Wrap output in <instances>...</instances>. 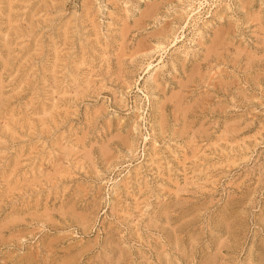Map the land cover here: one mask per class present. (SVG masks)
Segmentation results:
<instances>
[{
    "label": "rangeland",
    "instance_id": "1",
    "mask_svg": "<svg viewBox=\"0 0 264 264\" xmlns=\"http://www.w3.org/2000/svg\"><path fill=\"white\" fill-rule=\"evenodd\" d=\"M28 1H0V264H264V0Z\"/></svg>",
    "mask_w": 264,
    "mask_h": 264
},
{
    "label": "bare ground",
    "instance_id": "2",
    "mask_svg": "<svg viewBox=\"0 0 264 264\" xmlns=\"http://www.w3.org/2000/svg\"><path fill=\"white\" fill-rule=\"evenodd\" d=\"M0 1H1V0H0ZM2 1H3V0H2ZM5 1H6V0H5ZM17 1H19V0H17ZM20 1H21V0H20ZM27 1H28V0H27ZM53 1H54V0H53ZM24 2H26V1H24ZM30 2H31V1H30ZM30 2L28 1V4H30ZM37 2L39 3V0H38ZM3 3H4V2H3ZM13 3H14V2H13ZM15 3H17V2H15ZM22 3H23V1H22ZM31 3H32V2H31ZM45 3H46V2H45ZM45 3H44V4H45ZM244 3H245V2H244ZM0 4H1V3H0ZM18 4H20V3H18ZM34 4L37 5L36 3H34ZM44 4H42V7L44 6ZM52 4H53V3H52ZM62 4H63V3H62ZM2 5H3V4H1L0 6H2ZM12 5H13V4H12ZM12 5H11V7H10L11 9H13V8H12ZM20 5H21V4H20ZM32 5H33V4H32ZM39 5H40V4H39ZM47 5H48V4L46 3V4H45L46 9H47ZM49 5H50V4H49ZM49 5H48V6H49ZM59 5H60V4H59ZM59 5H57V7H58ZM83 5H84V3H83ZM3 6H4V5H3ZM3 6H2V7H3ZM21 6H22V5H21ZM26 6H27V5H26ZM26 6H25V7H26ZM28 6H29V5H28ZM28 6H27V7H28ZM37 6H38V5H37ZM54 6H55V5H54ZM63 6H64V5H63ZM147 6H148V5H147ZM5 7H6V6H5ZM16 7H17V6H16ZM16 7H15V8H16ZM19 7H20V6H19ZM39 7H40V6H39ZM61 7H62V6H61ZM82 7H83V6H82ZM29 8H31V6H30ZM40 8H41V7H40ZM147 8H148V7H147ZM1 9H3V8H1ZM5 9H6V8H5ZM23 9H24V8H23ZM46 9H44L45 12L47 11ZM49 9H50V8H49ZM57 9H58V8H57ZM59 9H60V8H59ZM90 9H91V8H89V7L87 6V9H86L87 12H88ZM154 9H155V7H154ZM21 10H22V9H21ZM25 10H26V9H25ZM50 10H51V9H50ZM84 10H85V9H84ZM36 11H37V10H36ZM93 11H94V10H93ZM144 11H145V10H144ZM147 11H148V10H147ZM2 12H4V11H2ZM5 12H6V11H5ZM12 12H13V11H12ZM15 12H17V11H15ZM22 12L24 13V10H23ZM27 12H28V11H27ZM30 12H31V11H29V13H30ZM38 12H39V11H38ZM41 12H42V11H41ZM41 12H40V13H41ZM43 12H44V11H43ZM45 12H44V13H45ZM51 12H53V11H51ZM54 12H57V11H54ZM81 12H82V11H81ZM91 12H92V11H91ZM91 12H90V14H91ZM0 13H1V12H0ZM29 13H26V15H27V14L29 15ZM48 13H49V11H48ZM83 13H84V12H83ZM145 13H146V11H145ZM14 14H16V13H14ZM42 14H43V13H42ZM42 14H41V15H42ZM72 14H73V13H72ZM88 14H89V13H88ZM143 14H144V13H143ZM2 15H3V13H2ZM19 15H20V13H19ZM19 15H18V16H19ZM23 15H24V14H23ZM34 15H35V14H34ZM36 15H37V14H36ZM81 15H82V13H81ZM146 15H147V14H146ZM3 16H4V15H3ZM9 16H10V18H12L11 15H9ZM9 16H8V17H9ZM39 16H40V15H39ZM56 16H58V15H56ZM66 16H67V15H66ZM66 16H65V18H67ZM73 16H74V15H72V17H73ZM89 16H90V15H89ZM89 16H88V17H89ZM147 16H148V15H147ZM147 16H146V17H147ZM4 17H5V16H4ZM24 17H25V16H24ZM58 17H59V16H58ZM78 17H79V16H78ZM149 17H150V14H149ZM14 18H15V17H13V19H14ZM17 18H20V16L17 17ZM21 18H22V16H21ZM21 18H20V19H21ZM44 18H45V17H44ZM75 18H77V17L75 16ZM83 18H84V17H83ZM1 19H2V18H1ZM1 19H0V20H1ZM3 19H4V18H3ZM13 19H12V20H13ZM26 19H28L27 16H26ZM48 19H49V18H48ZM60 19H61V18H60ZM60 19H59V21H60ZM78 19H79V18H78ZM81 19H82V18H81ZM85 19H86V17H85ZM12 20H11V21H12ZM38 20H39V19H38ZM38 20H37V21H38ZM51 20H52V18H51ZM51 20H50V21H51ZM1 21H2V20H1ZM11 21H10V22H11ZM34 21H35V20H34ZM47 21H48V20H47ZM52 21H54V20H52ZM71 21H72V20H71ZM75 21H76V20H75ZM79 21H80V20H79ZM92 21H93V20H92ZM137 21H138V20H137ZM141 21H142V20H141ZM12 22H14V21H12ZM18 22H19V21H18ZM24 22H26V21L24 20ZM56 22H57V20H56ZM61 22H64V21L61 19ZM61 22H59V23L61 24ZM0 23L2 24V22H0ZM32 23H33V21H32ZM38 23H39V22H38ZM48 23H50V22H48ZM74 23H76V22H74ZM5 24H6V23H5ZM19 24H20V23H19ZM57 24H58V23H57ZM57 24H56V25H57ZM60 24H59V25H60ZM85 24H86V23H85ZM22 25H23V24H22ZM22 25H21V26H22ZM59 25H58V26H59ZM61 25H62V24H61ZM67 25H68V24H67ZM82 25H83V24H82ZM82 25H81V26H82ZM96 25H97V24H96ZM10 26H12V25H10ZM13 26H15V25H13ZM16 26H19V25H16ZM16 26H15V27H16ZM25 26H26V25H25ZM28 26H29V24H28ZM31 26H33V25H31ZM42 26H43V25H42ZM45 26L47 27L48 25H45ZM52 26H53V25H52ZM83 26H84V25H83ZM85 26H86V25H85ZM88 26H90V25H88ZM92 26H93V25H92ZM1 27H2V26H1ZM22 27H23V26H22ZM22 27H21V28H22ZM29 27H30V26H29ZM67 27H68V26H67ZM71 27H72V25H71ZM12 28H13V27H11V29H12ZM16 28H17V27H16ZM18 28H20V26H19ZM27 28H28V27H27ZM42 28H43V27H42ZM59 28H60V26H59ZM59 28H58V29H59ZM83 28H84V27H83ZM9 29H10V27H9ZM24 29H25V28H24ZM31 29H33V28L30 27V30H31ZM48 29H49V28H48ZM219 29H220V28H219ZM16 30H17V29H16ZM28 30H29V29H28ZM36 30H38V29H36ZM73 30L75 31L74 28H73ZM73 30H71V31H73ZM124 30H125V29H124ZM222 30H223V29H222ZM4 31H5V28H4ZM14 31H15V30H14ZM21 31H22V29H21ZM21 31H20V32H21ZM23 31H24V30H23ZM23 31H22V32H23ZM46 31H47V30H45V32H46ZM53 31H55L54 27H53ZM68 31H69V30H68ZM76 31H77V30H76ZM78 31H79V30H78ZM82 31H83V30H82ZM2 32H3V31H2ZM2 32H1V33H2ZM6 32L8 33L9 30L6 31ZM33 32H34V31H33ZM33 32H30V34L33 33ZM217 32H218V30H217ZM12 33H13V32L10 33V36H11ZM15 33H17V32H15ZM23 33H24V32H23ZM42 33H43V32H42ZM48 33H49V32H48ZM58 33H59V32H58ZM58 33H57V34H58ZM69 33H70V32H69ZM90 33H91V32H90ZM24 34H25V33H24ZM33 34H34V33H33ZM45 34H46V33H45ZM53 34H54V33H53ZM55 34H56V33H55ZM67 34H68V32H67ZM72 34H74V33H72ZM78 34H79V33H78ZM1 35H2V34H1ZM3 35H4V34H3ZM5 35H6V34H5ZM216 35H217V34H216ZM8 36H9V35H8ZM22 36H23V35H22ZM28 36H30V35H28ZM35 36H36V35H35ZM42 36H43V35H42ZM48 36H49V35H48ZM52 36H53V35H52ZM67 36H68V35H67ZM67 36H66V37H67ZM71 36H72V35H71ZM71 36H70V37H71ZM89 36H91V35H89ZM217 36H218V35H217ZM217 36H216V37H217ZM219 36H220V35H219ZM219 36H218V39H219ZM0 37H1V36H0ZM18 37H19V36H18ZM31 37H32V36H31ZM33 37H34V36H33ZM33 37H32V38H33ZM43 37H44V36H43ZM49 37H50V36H49ZM78 37H79V36H78ZM1 38H2V37H1ZM5 38H6L5 40H7V37H5ZM8 38H9V37H8ZM14 38H16V36H15ZM14 38H12V40H13ZM54 38H55V37H54ZM54 38H53V39H54ZM58 38H60V37L58 36L57 39H58ZM71 38H72V37H71ZM80 38H81V36H80ZM9 39H10V38H9ZM16 39H17V38H16ZM16 39H15V40H16ZM45 39H46V38L44 37V40H45ZM67 39H69V37H68ZM81 39H82V38H81ZM81 39H79V41H80ZM28 40H29V39H28ZM31 40H32V39H31ZM40 40H41V39H40ZM42 40H43V39H42ZM61 40H62V39H61ZM61 40H60V41H61ZM72 40H73V39H72ZM83 40H84V39H83ZM10 41H11V40H10ZM26 41H27V40H26ZM53 41H55V40H53ZM81 41H82V40H81ZM88 41H89V40H88ZM127 41H128V40H127ZM141 41H142V40H141ZM5 42H8V41H5ZM12 42H13V41H12ZM19 42H20V41H19ZM22 42H24V41H22ZM37 42H38V40L36 41V43H37ZM42 42H43V41H42ZM44 42H45V41H44ZM47 42L49 43V41H47ZM70 42H71V44H72L74 41H70ZM85 42H87V41H85ZM97 42H98V40H97ZM125 42H126V41H125ZM20 43H21V42H20ZM32 43H33V40H32ZM50 43H51V42H50ZM56 43H60V42L57 41ZM56 43H55V44H56ZM74 43H76V41H75ZM89 43H90V42H89ZM8 44H9V42H8ZM27 44H28V43H27ZM30 44H31V42H30ZM51 44H52V43H51ZM51 44L49 45L50 48L53 47V46H51ZM60 44H61V43H60ZM83 44H84V43H83ZM87 44H88V43H87ZM212 44H213V43H212ZM19 45H20V44H19ZM44 45H45V44H44ZM47 45H48V44H47ZM67 45H68V44H67ZM84 45H85V44H84ZM84 45H82V46H84ZM9 46H10V45H9ZM24 46H25V44H24ZM37 46H38V45H37ZM40 46H41V44H40ZM42 46H43V45H42ZM58 46H59V45H58ZM70 46H71V45H70ZM82 46H81V47H82ZM22 47H23V45H22ZM26 47L29 48V46H26ZM26 47H25V48H26ZM30 47H32V46H30ZM44 47H45V46H44ZM55 47H56V45H55ZM66 47H67V46H66ZM75 47H76V46H75ZM9 48H10V47H9ZM9 48H8V49H9ZM15 48H16V47H15ZM28 48H26V49H28ZM45 48H46V47H45ZM63 48H65V47H63ZM69 48H71V47H69ZM69 48H67V49H69ZM73 48H74V47H73ZM84 48H85V47H84ZM119 48H120V47H119ZM18 49H19V48H18ZM18 49H17V50H18ZM20 49H21V48H20ZM29 49H31V48H29ZM41 49H42V47H41ZM57 49H58V48H57ZM71 49H72V48H71ZM77 49L79 50L78 47H77ZM82 49H83V48H82ZM82 49H81V50H82ZM117 49H118V48H117ZM209 49H210V48H209ZM4 50H5V49H4ZM15 50H16V49H15ZM34 50H36V49H34ZM46 50H47V49H46ZM48 50H49V49H48ZM142 50H143V49H142ZM5 51H6V50H5ZM5 51H3V52H4V55H5ZM18 51H19V50H18ZM22 51H23V50H22ZM22 51H20V52L22 53ZM83 51H84V50H83ZM122 51H123V50H122ZM136 51H137V50H136ZM136 51H135V52H136ZM12 52H13V49H12ZM55 52H56V51H55ZM57 52H58V51H57ZM59 52H60V51H59ZM93 52H94V51H93ZM117 52H118V51H117ZM135 52H134V53H135ZM14 53H16V51H15ZM27 53H29L28 50H27ZM47 53H49V59H52V57L50 56V55H51V54H50V51L47 52ZM68 53H69V52H68ZM68 53H67V54H68ZM85 53H86V52H85ZM85 53H84V54H85ZM23 54H25V52H23ZM35 54H36V53H35ZM59 54H60V53H59ZM59 54H57V55L59 56ZM78 54H79V53H78ZM78 54H77V58H78ZM131 54H132V53H131ZM9 55H10V53H9ZM20 55H21V54H20ZM20 55H19V56H20ZM32 55H33V54H32ZM57 55H56V57H58ZM63 55H64V53H63ZM68 55H69V54H68ZM85 55H87V53H86ZM10 56H11V57H10ZM10 56H8V58H9V59H10V58L12 59V55H10ZM15 56H16V55H15ZM64 56H65V55H64ZM64 56H63V57H64ZM132 56H133V55H132ZM0 57H1V56H0ZM31 57H32V56H31ZM50 57H51V58H50ZM60 57H61V56H60ZM60 57H59V58H60ZM75 57H76V56H75ZM2 58H3V57H2ZM8 58H7V60H9ZM13 58H15V57H13ZM20 58H21V57H20ZM32 58H33V57H32ZM32 58H31V59H32ZM64 58H65V57H64ZM77 58H76V59H77ZM83 58H84V57H83ZM11 59H10V60H11ZM49 59H48V60H49ZM57 59H58V58H56V60H57ZM62 59H63V58H62ZM65 59H66V58H65ZM70 59H71V58H70ZM70 59H69V60H70ZM73 59H74V57H73ZM13 60H14V59H13ZM32 60H33V59H32ZM32 60H31V61H32ZM56 60H55V61H56ZM14 61H15V60H14ZM17 61H18V59L16 60V62H17ZM51 61H53V59H52ZM60 61H61V60H60ZM81 61H82V60H81ZM84 61H85V60H84ZM7 62H8V61H7ZM28 62H29V61H28ZM65 62H66V61H65ZM68 62H69V61H68ZM76 62H77V61H76ZM8 63H9V62H8ZM12 63H13V62H11V63H9V64H12ZM52 63H53V62H52ZM60 63H61V62H60ZM71 63H72V61H71ZM13 64H14V63H13ZM16 64H17V63H16ZM16 64H15V65H16ZM22 64H23V63H22ZM46 64H47V63H46ZM48 64H49V62H48ZM48 64H47V65H48ZM50 64H51V62H50ZM53 64H54V63H53ZM56 64H58V63H56ZM73 64H74V63H73ZM31 65H32V64H31ZM44 65H45V63H44ZM44 65H43V66H44ZM61 65H62V64H61ZM66 65H67V64H66ZM13 66H14V65H13ZM29 66H30V65H29ZM54 66H58V65H54ZM63 66H64V65H63ZM7 67H8V66H7ZM9 67H10V66H9ZM27 67H28V65H27ZM44 67H45V66H44ZM65 67H66V66H65ZM68 67H70V66H68ZM18 68H19V67H18ZM29 68H30V67H29ZM46 68H47V66H46ZM46 68H44V70H45ZM56 68H57V67H56ZM58 68H59V67H58ZM61 68H62V67H61ZM71 68H72V67H71ZM71 68H70V69H71ZM9 69H10V68H9ZM20 69H21V67H20ZM20 69H18V70H20ZM26 69H27V68H26ZM50 69H51V68H50ZM54 69H55V68H54ZM73 69H74V68H73ZM76 69H77V68H76ZM13 70H14V69H13ZM27 70H28V69H27ZM27 70H26V71H27ZM48 70H49V69H48ZM48 70H45V71L48 72ZM56 70H57V69H56ZM59 70L61 71L60 68H59ZM68 70H69V69H68ZM68 70H67V71H68ZM23 71H25V70H23ZM45 71H44V72H45ZM49 71H50V70H49ZM54 71H55V70H54ZM60 71H59V72H60ZM71 71H72V70H71ZM75 71H76V70H75ZM72 72H74V71H72ZM25 73H26V72H25ZM53 73H54V72H53ZM63 73H64V74H63ZM70 73H71V72H70ZM74 73H75V72H74ZM74 73H73V74H74ZM16 74L18 75L19 73L17 72ZM20 74H21V72H20ZM20 74H19V75H20ZM62 74L65 75V72H62ZM68 74H69V72H68ZM71 74H72V73H71ZM75 74H76V73H75ZM22 75H23V73H22ZM22 75H21V76H22ZM44 75H45V73H44ZM47 77H49V75H48ZM60 77H61V76H60ZM60 77H59V78H60ZM65 77H67V76H65ZM65 77H63V78H65ZM70 77H72V75H71ZM189 78H190V77H189ZM0 79H1V78H0ZM19 79H20V81H22L21 78H19ZM22 79H23V76H22ZM50 79H51V78H50ZM56 79H57V78H56ZM69 79H70V78H69ZM73 79H74V78H73ZM187 79H188V78H187ZM11 80H12V79H11ZM52 80H53V79H52ZM57 80H58V79H57ZM60 80H61V79H60ZM60 80H59V81H60ZM75 80H77V78H76ZM47 81H48V79H47ZM68 81H69V80H68ZM70 81H71V80H70ZM188 81H189V80H188ZM18 82H19V81H18ZM48 82H49V81H48ZM51 82H52V81H51ZM60 82H61V81H60ZM66 82H67V81H66ZM75 82H76V81H75ZM16 83H17V80H16ZM19 83H20V82H19ZM19 83H18V84H19ZM78 83H79V79H78ZM78 83H77V84H78ZM37 85H38V84H37ZM59 85H60V84H59ZM59 85H58V86H59ZM67 85H68V84H67ZM78 85H79V84H78ZM78 85H77V87H78ZM213 85H214V84H213ZM58 86H55V87H58ZM79 86H81V85H79ZM182 86H183V85H182ZM82 87H83V86H82ZM71 88H72V87H71ZM83 88H84V87H83ZM62 89H64V88L62 87ZM65 89H66V88H65ZM68 89H69V86H68ZM72 89H73V88H72ZM61 91H62V90H61ZM50 92H51V91H50ZM79 92H80V91H79ZM70 94H71V93H70ZM76 95H77V94H76ZM50 96H51V95H50ZM62 96H64V95H62ZM74 96H75V95H74ZM82 96H83V95H82ZM80 97H81V96H80ZM66 98H67V96H66ZM72 98H73V97H72ZM49 99H50V98H49ZM64 99H65V98H64ZM51 100H52V99H51ZM51 100H50V102H51ZM57 100L59 101V99H57ZM68 100H69V99H68ZM55 101H56V100H55ZM60 101H61V100H60ZM62 101H63V100H62ZM69 101H70V100H69ZM45 104H46V103H45ZM45 104H43V105L46 106ZM47 104H49V103H47ZM54 104L56 105V104H58V102H55ZM49 105H50V104H49ZM49 105H47V106H49ZM47 106H46V107H47ZM46 107H45V108H46ZM50 107H51V106H50ZM57 107H58V106H57ZM43 110H44V109H43ZM47 110H48V109H47ZM46 123H49V121H46ZM47 125H49V124H47ZM53 142H54V141H53ZM16 152H17V151H16ZM27 160L30 161L29 159H27ZM28 165H29V164H28ZM27 167H28V166H27ZM26 170H27V169H26ZM26 170H25V171H26ZM15 171H16V170H15ZM17 172H19V170H18ZM18 175H19V173H18ZM26 175H27V174H26ZM21 183H22V182H21ZM21 189H22V188H21ZM22 190H23V189H22ZM19 191H20V190H19ZM19 191H18V192H19Z\"/></svg>",
    "mask_w": 264,
    "mask_h": 264
}]
</instances>
